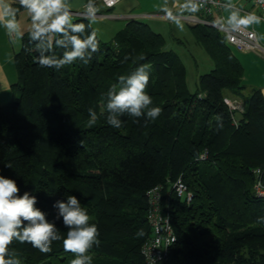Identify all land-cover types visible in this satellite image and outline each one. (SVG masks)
<instances>
[{
  "label": "trees",
  "instance_id": "16d2710c",
  "mask_svg": "<svg viewBox=\"0 0 264 264\" xmlns=\"http://www.w3.org/2000/svg\"><path fill=\"white\" fill-rule=\"evenodd\" d=\"M10 4L17 13L24 10ZM190 28L213 63L192 93L179 57L142 21L130 20L109 42L97 38L99 51L88 64L76 61L58 71L36 62L29 30L23 33L14 55V97L0 105V174L16 180L21 194L35 195L50 220L53 203L75 195L100 231L92 264H145V193L177 177L192 200L186 205L166 193L177 240L164 264H264V223H257L264 199L254 191L256 169L264 186V97L253 90L234 125L224 98L241 97L244 69L220 32ZM141 63L151 65L146 91L162 113L154 121L125 114L122 126L113 128L105 119L106 93ZM89 107L98 115L91 126ZM202 153L207 158L196 160ZM56 223L65 235L62 221ZM11 247L21 264H70L74 258L62 241L47 254L27 243Z\"/></svg>",
  "mask_w": 264,
  "mask_h": 264
},
{
  "label": "clouds",
  "instance_id": "9594fccd",
  "mask_svg": "<svg viewBox=\"0 0 264 264\" xmlns=\"http://www.w3.org/2000/svg\"><path fill=\"white\" fill-rule=\"evenodd\" d=\"M19 5L30 17V40L38 53L36 62L41 67L55 68L57 71L65 65L80 61L88 64L94 53L99 51L97 30L92 27L98 9L94 0H89L87 15L89 23L76 22L72 12L71 0H18ZM195 6V0H190ZM227 13L216 23L232 32L246 30L261 23V17L254 13H243L233 0H225ZM18 9L7 0H0V26H3L12 41L22 39L23 32L17 20ZM179 26V25H178ZM57 49L62 50L59 54ZM130 57L126 56L125 60ZM140 60L145 59L139 57ZM135 63V61H133ZM151 65L141 63L127 75H119L107 93L104 104L106 123L113 128L123 124L121 117H144L154 121L162 113L158 106H152V97L146 91L150 82ZM89 126L98 119L97 112L88 108ZM5 167L11 168L10 164ZM2 171V170H0ZM38 199L28 191L21 194L16 180L0 174V264H21V260L11 246L14 242L30 244L41 253L52 251L53 242L62 241L65 252L74 258L70 264H92L91 249L99 246L100 231L81 201L75 195H66V199L56 200L52 208L55 218L48 219V213L37 207ZM56 221H62L67 232L62 235ZM257 223H264V217H258ZM142 234V233H140ZM152 264H156L152 258Z\"/></svg>",
  "mask_w": 264,
  "mask_h": 264
},
{
  "label": "built area",
  "instance_id": "2783aa9c",
  "mask_svg": "<svg viewBox=\"0 0 264 264\" xmlns=\"http://www.w3.org/2000/svg\"><path fill=\"white\" fill-rule=\"evenodd\" d=\"M18 1V0H16ZM105 8H112L121 0H99ZM178 5L193 7L190 5V0H173ZM257 8L255 15L261 17L264 22V0H251ZM19 3V2H18ZM222 0H195V11L188 15L173 13L164 14L163 17L168 19H180L189 25H202L214 28L220 32L225 39L226 45L235 49L238 52H253L264 56V42L261 44L257 38V34L253 29H242L238 32H232L227 29H222L216 21L222 18L221 12L224 9ZM87 6L83 11L73 12L74 16L84 18L87 15ZM243 11V10H242ZM244 13H252L243 11ZM99 16V14H95ZM161 15H146L144 17H154ZM128 19H135L134 15H128ZM224 103L227 105L231 113L232 122L237 125L236 114H241L244 111V104L236 98L225 97ZM207 158L206 153H202L196 159L204 161ZM257 181L254 185V191L257 197L264 199V186L260 182V170H254ZM166 193H172L181 203L188 205L192 200V193L188 190L181 177H177L169 183L166 188L164 185H156L145 193L147 202L146 223L150 229V235L144 240L140 247V255L145 264H152V258L156 264H164L167 260L169 252L177 237L171 223L169 206L167 203L168 197Z\"/></svg>",
  "mask_w": 264,
  "mask_h": 264
},
{
  "label": "crops",
  "instance_id": "0c3cea01",
  "mask_svg": "<svg viewBox=\"0 0 264 264\" xmlns=\"http://www.w3.org/2000/svg\"><path fill=\"white\" fill-rule=\"evenodd\" d=\"M152 1L153 0H148L147 3ZM222 1L225 2V0ZM7 2L11 3L12 1L7 0ZM88 2L89 0H71L72 12L83 11ZM120 2H118L114 7L108 9L105 8L99 0H94V5L98 9L96 13L99 14V16H95V23H93L92 27L96 29L97 26L99 32H102V36H105L104 38H108L106 41L103 40L98 35L97 31V38L102 42H109L113 39L116 33L124 29V27L130 21L127 18L128 15H134L136 17L135 20H139L140 18L145 19L143 17L146 15H161L158 16L161 18L164 14L173 13L175 10H182L189 7L182 4L178 5L173 0H165L164 3L157 7L145 6L143 3L139 2V4H137L138 12H136V10H129V8L125 9L122 6H119L116 12L108 13L109 10H115L116 6L119 5ZM233 3L241 9L242 14L244 13L243 11H249L252 13L257 12V8L254 6L251 0H233ZM155 10L158 12H155ZM221 15L222 17L227 15L224 9L222 10ZM74 17L75 19H79L76 16ZM17 20L21 25V30L23 33L27 30H30L31 21L25 10L17 13ZM146 21L145 23L150 28L151 25L156 26L158 22L157 20H154L150 17ZM162 22L164 23V21ZM249 29H253L256 32L259 41H264L263 21H261L259 24L250 26ZM14 39L15 37H10L7 33V30L3 26H0V105L7 104L13 99V86L18 82L14 65V55L20 50L21 39L13 43L12 41ZM239 53V58L241 60L239 62L241 65L246 64V66L250 68V81L248 82V90L250 94L253 90L259 89L264 97V56L253 52ZM244 78L245 77H243L242 82H244ZM227 97L234 96L228 94Z\"/></svg>",
  "mask_w": 264,
  "mask_h": 264
},
{
  "label": "rangeland",
  "instance_id": "374dc122",
  "mask_svg": "<svg viewBox=\"0 0 264 264\" xmlns=\"http://www.w3.org/2000/svg\"><path fill=\"white\" fill-rule=\"evenodd\" d=\"M13 3H18L16 0H11ZM148 0H121L119 5L116 6L115 10H109L108 13L116 12L119 6L124 7L125 9L129 10H136L138 12L137 4L139 2L143 3L145 6L150 7H157L160 4L164 3L165 0H153L152 2H148ZM135 7V8H132ZM157 9V8H156ZM145 11V10H144ZM195 11L194 7H188L182 10H175L173 12L174 15L181 14V15H188ZM155 12H158L155 10ZM145 19H139L140 21L144 22L149 17H143ZM154 20H157V24L151 25V29L160 34L164 39V50L174 53L179 57V60L186 68V85L188 90L192 93L195 91L199 76L208 73L213 68V63L211 59L208 57L204 49L196 42L192 32H191V25L188 23L174 18L168 19L165 17L159 18L158 16L150 17ZM132 20V19H128ZM164 21V23L162 22ZM147 22V21H146ZM179 25V26H178ZM96 30L98 31V35L103 39L107 40L108 38H104L102 36V32L100 33L97 26ZM100 33V34H99ZM263 44L264 41H259ZM234 55L240 60V53L235 49L231 48ZM244 68V82L243 85L245 89L242 91L241 97H230L239 99L245 106V103L250 97V92L248 90V82L250 81V68L246 66V64H242ZM238 114L236 117L238 118Z\"/></svg>",
  "mask_w": 264,
  "mask_h": 264
}]
</instances>
